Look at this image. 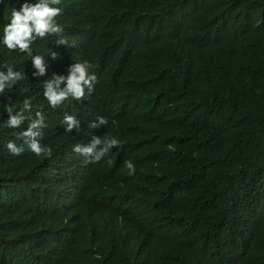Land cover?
Returning <instances> with one entry per match:
<instances>
[{"label":"trees","instance_id":"1","mask_svg":"<svg viewBox=\"0 0 264 264\" xmlns=\"http://www.w3.org/2000/svg\"><path fill=\"white\" fill-rule=\"evenodd\" d=\"M15 1L0 0L2 41L20 9ZM60 22L63 32L33 49L50 78L66 75L73 60L89 61L97 82L87 98L108 120L78 144L98 135L122 145L108 153L117 168L107 189L88 181L91 200L103 194L142 211L135 230L183 250L179 261L206 264L220 245L219 264H264V0H63ZM7 54L0 44V58ZM15 54L37 95L29 55ZM7 142L0 133V200L18 197L45 164L12 155ZM86 164L72 152L55 171ZM0 223L25 229L18 251L31 264H99L85 220L55 236L48 215L0 207ZM10 242L0 264H18L11 255L18 240Z\"/></svg>","mask_w":264,"mask_h":264},{"label":"clouds","instance_id":"2","mask_svg":"<svg viewBox=\"0 0 264 264\" xmlns=\"http://www.w3.org/2000/svg\"><path fill=\"white\" fill-rule=\"evenodd\" d=\"M15 2L21 4L20 9L13 8L0 40L8 53L0 58V133L8 138L6 148L12 155L27 153L45 164L25 191L18 197L0 200V207L13 216L29 212L38 218L48 215L54 223L51 230L55 236L85 220L83 231L96 246L99 264H194L191 256L179 261L183 250H166L156 239L150 240L151 234L135 230L143 222L142 211L130 204L112 203L103 194L91 200L88 181L107 189L108 178L117 168L108 153L122 146L115 137L98 135H92L87 145L78 144L81 137L108 123L107 118L99 116L102 110L87 98L96 87L97 76L90 71L94 66L87 60H73L66 75L54 73L50 78L44 56L36 53L33 46L40 38L63 32V0ZM57 43L67 45V40L61 38ZM19 52L29 55L32 77H40L34 88L37 95L23 75L15 54ZM52 58H56L55 52ZM72 152L86 158V167L70 165L65 174L55 171L61 159L69 158ZM125 167L128 175L135 174L131 160L125 161ZM26 236L23 227L0 223V249L10 247L11 239L18 240L11 253L18 264H31L18 251ZM221 249L220 245L214 246L206 264L225 260L217 254Z\"/></svg>","mask_w":264,"mask_h":264},{"label":"bare ground","instance_id":"3","mask_svg":"<svg viewBox=\"0 0 264 264\" xmlns=\"http://www.w3.org/2000/svg\"><path fill=\"white\" fill-rule=\"evenodd\" d=\"M70 20H71V19H70ZM89 20H91L90 17H89ZM70 30H71V29H70ZM22 56H23V55H22Z\"/></svg>","mask_w":264,"mask_h":264}]
</instances>
